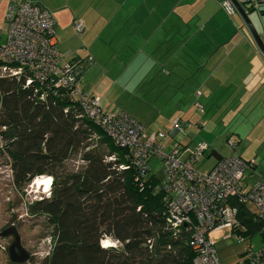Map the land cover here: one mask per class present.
I'll list each match as a JSON object with an SVG mask.
<instances>
[{
    "label": "crops",
    "instance_id": "0c3cea01",
    "mask_svg": "<svg viewBox=\"0 0 264 264\" xmlns=\"http://www.w3.org/2000/svg\"><path fill=\"white\" fill-rule=\"evenodd\" d=\"M7 1L0 0L2 30ZM32 1L50 11L56 48L65 58L91 57L79 86L97 96L103 110L126 111L148 133L146 125H159L157 117L130 111L119 103L123 95L135 103L146 101L151 91L150 100L190 99L195 137L221 157L220 139L232 140L225 156L253 161V173L264 176V54L239 12L227 15L222 0ZM237 1L264 44V0L257 8ZM76 21L82 24L78 33ZM196 90L201 110L193 106ZM190 111L172 110L162 123L170 127L171 139L179 132L173 121L184 130Z\"/></svg>",
    "mask_w": 264,
    "mask_h": 264
},
{
    "label": "trees",
    "instance_id": "16d2710c",
    "mask_svg": "<svg viewBox=\"0 0 264 264\" xmlns=\"http://www.w3.org/2000/svg\"><path fill=\"white\" fill-rule=\"evenodd\" d=\"M24 78L0 76V154L16 190L51 178L47 195L24 203L27 216L44 218L50 240L47 255L31 264H196L189 231L165 221L159 175L135 181L128 150L83 116L77 101L39 99ZM236 204L241 234L258 233L262 242L260 222ZM104 236L115 244L104 247Z\"/></svg>",
    "mask_w": 264,
    "mask_h": 264
},
{
    "label": "built area",
    "instance_id": "2783aa9c",
    "mask_svg": "<svg viewBox=\"0 0 264 264\" xmlns=\"http://www.w3.org/2000/svg\"><path fill=\"white\" fill-rule=\"evenodd\" d=\"M251 8H257L262 0H246ZM221 8L227 15L236 11L230 0H222ZM0 28V76L19 77L24 75V85L33 83L32 90L39 99L46 94L62 95L77 101L82 115L99 127L104 134L120 148H126L133 165L134 180L139 181L149 175V160H161L158 188L167 203L165 221L171 229L178 231L181 226L190 233L189 245L194 251L196 264H220L209 232L228 228L238 242H245L241 229L245 226L238 218V203L250 211L260 222L264 233V176L250 181L254 169L253 161L243 160L234 154L222 156L205 172L195 168L208 146L199 141L191 149L179 143L164 151L165 134L160 131L146 133L144 126L122 109L105 111L95 95L80 88L82 70L91 64V57L85 59H65L56 48L54 19L48 9L32 0H8ZM75 32H80L82 24H73ZM193 106L201 110L196 99L199 91L193 93ZM173 129L182 130V125L174 120ZM94 138L97 135L93 134ZM226 143L233 146V141ZM113 155L108 159H113ZM123 168L124 165H118ZM247 176H245V172ZM49 185L51 178L48 177ZM141 183V182H140ZM48 188L47 191L48 192ZM252 209V210H251ZM109 245L114 241L107 239ZM48 247L41 253L47 255ZM34 254H39L35 252ZM235 264H264V240L254 248L247 240Z\"/></svg>",
    "mask_w": 264,
    "mask_h": 264
},
{
    "label": "rangeland",
    "instance_id": "374dc122",
    "mask_svg": "<svg viewBox=\"0 0 264 264\" xmlns=\"http://www.w3.org/2000/svg\"><path fill=\"white\" fill-rule=\"evenodd\" d=\"M4 32L5 29H3V33ZM127 81L133 85V80ZM103 83H106V80H103ZM113 84L117 85L118 83L113 82ZM151 95L154 96L153 91L148 93V95L146 96L147 100L142 103H135L133 102V99L125 100L123 95V97L120 98L119 103L124 104L128 109H130V111H133L134 107L139 111V113L147 111L149 115L155 114L154 116L157 117L159 125H146V131H148V133L160 131L161 133L166 135L163 140V150H169L176 142L183 145L186 149H191L192 147H194L199 140L194 135L195 128L194 126H192L191 122L193 120L194 110L193 108H191L190 99L180 102L176 100H163L161 98H158L159 100H150ZM183 107H185L184 109L189 107V109L191 110L190 117H185L189 119V122L184 130L182 129L181 131L177 132L173 139H171L170 135L168 134V130L170 127H168V125L163 126L162 123L166 122L165 119L172 110H178L180 112V110H184ZM110 108L114 109L113 107ZM175 115L176 113L173 114V116ZM190 122L191 126L189 124ZM220 140L222 141V144L220 149L217 150L218 152L221 151L225 156V153L228 152L230 148H228L229 146L226 141H224V139L221 138ZM211 149L212 148L210 147L207 148L202 159L194 165L200 172L207 171L214 161V158L209 155ZM4 161L5 157L0 154V232L5 227L11 224L14 225L17 233L19 234L21 245L29 254V257L26 261L14 264H31L32 261H39L41 259V253H43L48 247V236L44 235V218L27 216L24 212V203L48 194V192H46L48 186L40 187L36 185L39 179H48V177H46V175L45 177H38L34 181L26 184L21 190H16L11 184L9 176L10 172L8 171L7 166L4 164ZM69 162L73 164V160H70ZM80 163V160L74 161V165ZM148 165L150 167L148 171L149 175L153 174L155 176H158L161 173L162 164L159 158L155 156L150 158ZM257 169L261 171V168L259 166ZM247 172L248 171L245 172V176H247ZM257 176L258 175L254 174L252 171L250 181L256 179ZM209 237L214 243V249L216 251L217 257L219 258L220 264H235L239 260V253L244 248V244L247 240L250 241V244L254 248H257L260 245V238L258 233H254L252 236H250V238H246L245 242L241 243L235 239L234 234L230 233L228 228L211 231L209 232ZM102 239L105 240L104 242L107 246H109V244H107V239L109 240V242L112 241V239L108 238V236H104ZM11 241V235L0 236V264H13V262L8 259L6 251L7 246L11 243ZM105 244L103 243V246ZM35 252H38L39 254H34Z\"/></svg>",
    "mask_w": 264,
    "mask_h": 264
},
{
    "label": "water",
    "instance_id": "95a60500",
    "mask_svg": "<svg viewBox=\"0 0 264 264\" xmlns=\"http://www.w3.org/2000/svg\"><path fill=\"white\" fill-rule=\"evenodd\" d=\"M230 1L235 7L236 11L239 12V14L241 15L245 25L247 26L255 42L257 43V46L260 48V50L264 54V44L262 40L260 39L258 33L256 32L254 26L252 25V22L249 19L248 15L244 11L243 7L240 5V3L237 0H230ZM211 156L215 160H218L221 157V155L217 154L215 151H211ZM5 235L12 236V241L7 246V249H6L8 259L13 263H21V262L26 261L27 258L29 257V254L21 245L19 234L17 233L14 225L11 224L5 227L4 229H2V231L0 232V236H5Z\"/></svg>",
    "mask_w": 264,
    "mask_h": 264
},
{
    "label": "bare ground",
    "instance_id": "6f19581e",
    "mask_svg": "<svg viewBox=\"0 0 264 264\" xmlns=\"http://www.w3.org/2000/svg\"><path fill=\"white\" fill-rule=\"evenodd\" d=\"M40 180H41V181H40ZM36 185H37V186H40V187H42V186L46 187V186L49 185V184H48V179H45V178L39 179V180L37 181ZM103 243L105 244L104 240H103ZM103 243H102V244H103ZM107 244H108V243H107ZM105 246H107V245L105 244L104 247H105Z\"/></svg>",
    "mask_w": 264,
    "mask_h": 264
},
{
    "label": "clouds",
    "instance_id": "9594fccd",
    "mask_svg": "<svg viewBox=\"0 0 264 264\" xmlns=\"http://www.w3.org/2000/svg\"><path fill=\"white\" fill-rule=\"evenodd\" d=\"M36 178H37V177H36ZM36 178H34V179H36ZM34 179H33V180H34ZM33 180H32V181H33ZM48 189H49V188H48ZM101 242H102V240H101Z\"/></svg>",
    "mask_w": 264,
    "mask_h": 264
}]
</instances>
